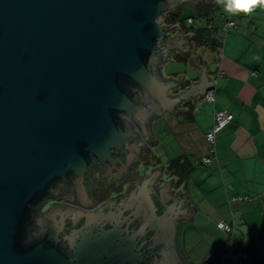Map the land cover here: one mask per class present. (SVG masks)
<instances>
[{
  "label": "water",
  "instance_id": "1",
  "mask_svg": "<svg viewBox=\"0 0 264 264\" xmlns=\"http://www.w3.org/2000/svg\"><path fill=\"white\" fill-rule=\"evenodd\" d=\"M190 1L0 0V264H74L78 255L80 264H188L179 221L195 210L174 181L152 186L159 171L135 195L150 204L155 249L135 241L147 220L119 244L118 228L103 230L106 244L85 252L91 247L82 243L73 257L60 252L56 232L30 238L29 228L35 207L67 181L84 193L82 183L98 168L116 178L129 173L155 140L151 123L213 89L204 66L200 86L168 98L185 77L167 80L161 67L169 53L189 50L160 19ZM147 185L164 205L160 215ZM216 248L208 264L229 254Z\"/></svg>",
  "mask_w": 264,
  "mask_h": 264
},
{
  "label": "crops",
  "instance_id": "2",
  "mask_svg": "<svg viewBox=\"0 0 264 264\" xmlns=\"http://www.w3.org/2000/svg\"><path fill=\"white\" fill-rule=\"evenodd\" d=\"M199 2L209 6L211 30L224 40L222 57L216 60L210 46L191 42V33L178 23L173 25L176 30L172 36L181 32L189 52L169 53L161 71L167 80L185 77V82L169 91L168 98H174L191 92L189 86H200V71L207 66L206 78L212 83L214 101L206 103L204 96L197 94L196 101L187 100L173 112H165L149 126L155 140L142 151L150 156L151 174L160 172L152 186L159 183L161 188L174 181L177 194L181 193L189 208L195 210L192 219L179 221L178 248L188 264H207L216 247V251L238 248L255 234L254 251L246 254L244 264H264V10L230 15L216 0H192L176 9L185 20V28L191 26L188 19H193L197 28L207 25L195 9ZM228 19L234 27L225 31ZM217 70L224 74L217 78ZM216 111L229 112L233 121L217 134L216 160L204 164L202 159L208 151L205 134L213 125ZM177 158L191 164L180 183L168 170L170 161ZM236 197L249 199L230 201ZM219 221L234 223V232L228 235L219 231ZM197 243L200 248H196Z\"/></svg>",
  "mask_w": 264,
  "mask_h": 264
},
{
  "label": "flooded vegetation",
  "instance_id": "3",
  "mask_svg": "<svg viewBox=\"0 0 264 264\" xmlns=\"http://www.w3.org/2000/svg\"><path fill=\"white\" fill-rule=\"evenodd\" d=\"M149 159L147 151L140 152L135 162L129 166V173L121 172L120 178H116L115 173H109L107 169H96L82 183L84 193H79L77 183L67 181L57 195L45 198L35 207L34 221L29 228L30 238H36L43 231L56 232L60 252L66 257H73L76 248L82 243L91 247L85 252L106 244V240L102 239L103 230L118 228L121 233L115 235L113 242L119 244L120 239L132 238L140 230L143 221L147 220L143 234L138 232L135 241L137 245H142V249H153L154 230L153 224L149 222L150 204L135 198L144 180L151 174V168L147 166ZM147 186L148 192L154 197L155 189ZM164 202L168 203L167 199ZM155 204L157 214L160 215L164 211V205H157L156 201ZM179 253L187 263L180 251ZM80 259L78 255L74 264H80Z\"/></svg>",
  "mask_w": 264,
  "mask_h": 264
},
{
  "label": "built area",
  "instance_id": "4",
  "mask_svg": "<svg viewBox=\"0 0 264 264\" xmlns=\"http://www.w3.org/2000/svg\"><path fill=\"white\" fill-rule=\"evenodd\" d=\"M187 24L193 25V19H188ZM234 27V22L228 19L224 25V30L227 31L229 28ZM209 29L212 27L209 25ZM218 40V48L215 50L216 60H219L222 57L223 51V38L217 36ZM224 73L221 70H217L216 77H221ZM214 91L211 89L206 92L205 97H203V101L206 103H212L214 101ZM233 121V115L227 111H216L214 113L213 125L205 134V141L208 145L207 155L202 159V163L210 164L216 160V152H215V142L216 137L219 132H221L225 127H227ZM248 197H236L232 198L230 201H243L248 200ZM216 228L228 235H231L235 230L234 223H227L225 221H219L216 223ZM258 235H252V238H257ZM224 251H229V254L224 258L222 263L220 264H244V260L246 259V254H238L235 255V247L229 246Z\"/></svg>",
  "mask_w": 264,
  "mask_h": 264
},
{
  "label": "trees",
  "instance_id": "5",
  "mask_svg": "<svg viewBox=\"0 0 264 264\" xmlns=\"http://www.w3.org/2000/svg\"><path fill=\"white\" fill-rule=\"evenodd\" d=\"M195 9L199 15V19H206V26L202 28H197L194 23L189 28H185L183 24L185 20L180 17L179 10H175L173 12L165 14L162 17V24L175 25L179 23L181 29H184L185 32L191 33V42H194L198 46L208 45L212 49L216 50L218 48L217 35L214 34L211 29L208 28V26L210 25L208 17L209 15H212L209 11V6L203 4L202 2H199L198 4H196ZM168 170L170 174L178 177V183H180L186 179L188 173L191 170V164L185 158H177L170 161L168 165ZM154 197L157 205L160 204L158 195L155 194ZM162 211L163 210L161 209V212ZM254 239L256 238H252L240 244L238 248L235 247V255L252 253L254 251Z\"/></svg>",
  "mask_w": 264,
  "mask_h": 264
},
{
  "label": "clouds",
  "instance_id": "6",
  "mask_svg": "<svg viewBox=\"0 0 264 264\" xmlns=\"http://www.w3.org/2000/svg\"><path fill=\"white\" fill-rule=\"evenodd\" d=\"M230 15H249L257 8L264 10V0H216Z\"/></svg>",
  "mask_w": 264,
  "mask_h": 264
},
{
  "label": "rangeland",
  "instance_id": "7",
  "mask_svg": "<svg viewBox=\"0 0 264 264\" xmlns=\"http://www.w3.org/2000/svg\"><path fill=\"white\" fill-rule=\"evenodd\" d=\"M184 12H185V11H184ZM186 14H187V13L185 12L184 15L186 16ZM160 21L162 22V18L160 19ZM165 68H166V66H165ZM200 245H201L200 243H197V244H196V248H200V247H199ZM205 250H206V249H205ZM208 250H209V248H208Z\"/></svg>",
  "mask_w": 264,
  "mask_h": 264
}]
</instances>
